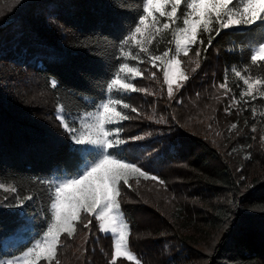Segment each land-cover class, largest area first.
Returning <instances> with one entry per match:
<instances>
[{
  "label": "trees",
  "instance_id": "16d2710c",
  "mask_svg": "<svg viewBox=\"0 0 264 264\" xmlns=\"http://www.w3.org/2000/svg\"><path fill=\"white\" fill-rule=\"evenodd\" d=\"M135 7L136 0H0V179L13 180L22 194L36 197L27 209L35 234L43 225L45 208L43 186L35 181L73 175L78 159L82 162L69 152L72 144L56 119L57 106L65 105L75 119L106 95L105 85L120 62L116 59L120 41L133 23ZM251 29L222 31L200 58L201 69L209 71L212 66L214 77L218 74L223 81L226 69L243 65L247 50L264 34V26ZM164 35L158 47L173 48L174 44L167 43L170 31ZM194 52L195 48L189 54L194 56ZM139 67L151 69L149 64ZM193 76L186 81L193 91L179 92L170 106L178 110L176 118L142 123L144 130L136 136L157 130L155 137L123 146L124 156L163 181L140 178L137 184L132 178L131 188L122 186L119 201L129 239L137 240L141 264H264V164L259 158L264 155L254 147L264 136V116L260 115L264 100L241 98L236 85L242 81L229 72L241 103L227 101L224 109L231 104L232 119L217 125L232 122L239 128L234 135L233 129L217 135L216 125L202 120L206 108L197 109L195 100L205 98L213 114L224 99H210L215 93L206 92L212 84L208 88L199 81L192 83ZM53 79L56 89L50 87ZM136 94L126 97L133 106ZM250 107L256 108L258 125L252 121ZM49 112L53 125L51 117H46ZM133 122L138 121L119 125L123 137L138 130L130 126ZM253 124L260 131L256 135ZM251 134L256 137L252 139ZM145 189L155 194L139 196L140 190L152 191ZM4 195L0 190V203H6ZM132 198L137 200L131 203ZM20 211L0 208V258L8 254L2 241L15 235ZM89 231L80 253L76 247L79 230L74 239L62 238L60 264H110V235L97 230L95 237ZM16 235L30 237L18 231ZM117 264L131 262L120 259Z\"/></svg>",
  "mask_w": 264,
  "mask_h": 264
},
{
  "label": "snow or ice",
  "instance_id": "6c2138e0",
  "mask_svg": "<svg viewBox=\"0 0 264 264\" xmlns=\"http://www.w3.org/2000/svg\"><path fill=\"white\" fill-rule=\"evenodd\" d=\"M134 11L133 23L120 41L116 57L120 62L105 85L106 95L98 103L93 102L92 110H86L75 119H71L65 105L57 106L56 119L72 144L69 152L82 158V162L78 159L72 169L73 175L35 181L44 189L41 194L45 200L43 225L19 255L0 258V264H60L58 254L64 247L62 238L74 239L78 225L89 228L92 220L88 217H93L98 222L99 231L112 239L110 264H117L120 258L131 264H141L129 247L130 229L121 211L119 197L122 186L132 187L129 183L132 178L137 184L140 178L158 183L163 181L123 155L124 145L143 139L122 135L119 125L133 119L129 112L142 115L126 97L136 92L154 94L133 81L138 77L145 78L146 72L155 79L160 72L167 85V96L172 99L174 85L179 90L189 79L182 70L181 56L188 57L195 48L194 59L190 60L195 65L192 68L194 73L201 67L200 58L222 31L243 30L245 27L254 31L252 25L264 26V0H136ZM169 31L171 39L167 43L174 44V48H159L160 42L165 40L164 34ZM247 53L245 63L226 69L223 81L218 85L225 96L232 93V102L236 104L241 101L236 98L229 72L242 81L236 85L241 89V98L251 97V101L264 98V34ZM142 64H149L156 71L142 70L139 67ZM50 87H58L55 79L50 81ZM251 101L244 100L243 103L251 104ZM229 108L231 104L225 111L228 112ZM250 111L255 120L256 108L250 107ZM260 115L264 116V111ZM231 127L235 129L237 125L234 123ZM252 131H256L254 124ZM0 190L5 194L3 201L6 202L0 203V208L21 209L13 231L26 229L30 219L27 216L29 202L36 197L31 193L22 194L13 180L0 179Z\"/></svg>",
  "mask_w": 264,
  "mask_h": 264
},
{
  "label": "rangeland",
  "instance_id": "374dc122",
  "mask_svg": "<svg viewBox=\"0 0 264 264\" xmlns=\"http://www.w3.org/2000/svg\"><path fill=\"white\" fill-rule=\"evenodd\" d=\"M172 47L174 48V45ZM180 59L183 61L182 70L185 71L188 76L191 74L194 75L193 76L194 78L192 79L193 80L192 83L199 81L200 85H203L205 87L207 86L208 88H210V83H211L212 84V90L209 89V90H207L209 92H206V93H211V94L215 93V94H214V96H212L213 98H210V99H218L220 101L222 99H224V101H222V105L218 109L216 108L217 110L214 109L215 111L213 114L211 111V109H213L211 107V103H209L205 98H203L201 100L199 99L200 101L195 100V107L197 109H200L202 107L206 108L205 112H204L205 114H202V120L204 121V123L205 122L210 123V124L214 123L216 125V129H217L216 134L217 135L220 134V132H223L224 129H226L227 131H229V129L232 130L233 129L231 127L232 122L225 123L223 126L217 125V123L220 121H224L225 119H232L231 115L229 114V111L226 112L224 109V106H225V104H227V101L229 103H233L232 102V96H229V95H231L230 93L227 96H225L224 90L218 88V85L222 82L221 81L222 78L220 79V76H218V74H217V78L214 77V76H216V71L213 69L212 66L209 67L210 68L209 71H206L205 68L201 69V67H200L199 69H197L196 72L193 73L192 68H194L195 65L193 63H190V60L194 59V56H191L190 54L188 57L181 56ZM144 69H149L150 71H156V69H150V68H144ZM211 79H213V81ZM135 84H137L138 87L148 89V92L154 93V94L150 95V94L145 93V92H137L136 96L134 95V98L132 99L135 102L134 106L140 110L142 115L137 116L136 113H134L132 116L133 119H131V121H138L135 124H134V122L130 123V126L132 125V127L138 128V130L134 131V134L132 136H136V133L138 131L144 130L142 128V125H143L142 123H146V124L151 123L153 125V124H156L157 122H159V120L161 123H163V121H165L166 117L176 118V114H178V110L170 108L171 104L175 100L174 98L178 97L179 92L188 94V91H193L192 88H189V86H190L189 82H187V83L183 82V87L180 88L179 90H177L175 85H174L173 98L169 99L167 96V85H165L163 83V76H162V73H160V72H157V77L155 79L150 78L149 73L146 72L145 78H139L138 77ZM262 99L264 100V98H262ZM234 104H236V103H234ZM46 117H51V124L52 125L55 123V121L53 120L54 117H52V113L49 112L48 116H46ZM252 121H253V123L257 124L258 119L255 118V120H253V117H252ZM146 124H144V126H145V128H148L149 126H146ZM151 126H150V128H151ZM238 128H239V126L236 127L235 129H233L234 131H233L232 135L237 133V131H235V130H238ZM256 130H257V128H256ZM58 131H59V129H58ZM257 131L260 132L259 130H257ZM156 132H157V130L152 132L150 135H149V132H144L140 137L143 138L142 140H148L150 138L155 137L152 135L155 134ZM248 133H250V132L248 131ZM254 135H256L255 132H254ZM132 136H130V137H132ZM251 136H252V139H254V137H256V136L253 137L252 134H251ZM217 138L220 139L219 136H217ZM222 139L224 141L227 140V138L224 139L223 137H222ZM258 142H261L260 146L257 145ZM258 142L255 144L254 147L256 148L257 151H261L262 154L264 155V136L260 137ZM130 154H131V152H130ZM259 158H261V160L263 161V164H264V158H262V157H259ZM139 186L141 188H143V187L144 188H150L151 187V186L147 187L144 185H139ZM157 189H159V188H157ZM145 190H152V189H145ZM151 193L155 194L153 190L148 191L146 193L143 192L142 190H140V192L138 194H139V196H141L142 194H151ZM123 194H124V189L122 188V195ZM135 199L136 198H132L131 203L132 202L134 203ZM88 219L92 220V224L89 226V228L85 229L83 227V225H78V230L81 233L80 238L77 239V244H76L78 253L81 252L82 244L84 242L86 243L89 239V237H88L89 233L86 232V230H91L89 232L92 234V236H95V237H97V232L99 231L98 222L93 217H88ZM20 232H22L24 234L29 233L30 237L29 238H23L21 236H18V235H16V233H17V231H16V233H15L16 236L13 235L11 237L4 239L2 241V248L6 249L8 252V254L5 258H11L14 255H19L21 252L20 249L23 248L22 246L27 245L36 235L33 224L30 220L28 221V227L26 229L18 231V233H20ZM101 234L107 235L103 232H101ZM92 240H94V238H92L91 241ZM132 242H133V240L131 241L129 239L130 250L137 257H139L138 252H140V251L136 249L137 240L134 239V242L133 243ZM120 259L124 260L123 258H120ZM120 259H118V261Z\"/></svg>",
  "mask_w": 264,
  "mask_h": 264
}]
</instances>
